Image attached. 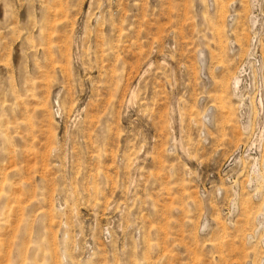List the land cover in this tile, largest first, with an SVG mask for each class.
<instances>
[{
    "label": "rangeland",
    "instance_id": "obj_1",
    "mask_svg": "<svg viewBox=\"0 0 264 264\" xmlns=\"http://www.w3.org/2000/svg\"><path fill=\"white\" fill-rule=\"evenodd\" d=\"M0 264H264V0H0Z\"/></svg>",
    "mask_w": 264,
    "mask_h": 264
}]
</instances>
